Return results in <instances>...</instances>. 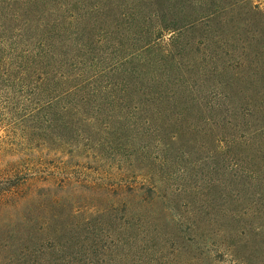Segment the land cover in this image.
Here are the masks:
<instances>
[{"label":"rangeland","instance_id":"rangeland-1","mask_svg":"<svg viewBox=\"0 0 264 264\" xmlns=\"http://www.w3.org/2000/svg\"><path fill=\"white\" fill-rule=\"evenodd\" d=\"M31 257L264 264V0L0 1V264Z\"/></svg>","mask_w":264,"mask_h":264},{"label":"trees","instance_id":"trees-1","mask_svg":"<svg viewBox=\"0 0 264 264\" xmlns=\"http://www.w3.org/2000/svg\"><path fill=\"white\" fill-rule=\"evenodd\" d=\"M0 1H3V0H0ZM20 56H22L21 57V59H22V61L26 64V66H28V65H32V64H37V62L39 61V60H42V59H44L45 57H44V53L41 51L40 53H36V54H34V56H30V55H26V53L24 52V53H22ZM34 68V67H33ZM34 70H38L37 68H36V66H35V68H34ZM24 71H25V69H24ZM38 72V71H37ZM39 76H40V74H39ZM37 77H38V75H37ZM41 79V78H40ZM88 80H84V82H87ZM88 84H90V82H87ZM87 84V85H88ZM91 85V84H90ZM77 89H79V90H81V86H80V84H75L74 86H72V87H70V88H67V90H66V94H69V95H71V94H73ZM47 179H45V182L46 183H48V182H51V176L50 177H46ZM33 180L35 179V177H33L32 178ZM33 251H26L25 253L26 254H28V255H31V253H32ZM45 262H48V261H40V260H36V259H34V258H32L31 257V259L29 258V259H26V260H22V261H20V263L19 264H48V263H45ZM60 262H64V263H60V264H71L72 262L69 260V259H64V261L62 260V261H60ZM5 264H13V262H12V260H9L8 259V261H6V263Z\"/></svg>","mask_w":264,"mask_h":264}]
</instances>
